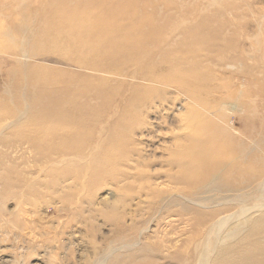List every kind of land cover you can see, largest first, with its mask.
Instances as JSON below:
<instances>
[{
  "label": "rangeland",
  "instance_id": "rangeland-1",
  "mask_svg": "<svg viewBox=\"0 0 264 264\" xmlns=\"http://www.w3.org/2000/svg\"><path fill=\"white\" fill-rule=\"evenodd\" d=\"M204 260L264 264V0H0V264Z\"/></svg>",
  "mask_w": 264,
  "mask_h": 264
},
{
  "label": "bare ground",
  "instance_id": "bare-ground-1",
  "mask_svg": "<svg viewBox=\"0 0 264 264\" xmlns=\"http://www.w3.org/2000/svg\"><path fill=\"white\" fill-rule=\"evenodd\" d=\"M240 197V196H239ZM260 205V204H259ZM258 207H262V206H258ZM243 216V215H242ZM241 216V217H242ZM228 217V216H227ZM226 217V218H227ZM240 218V217H239ZM223 221H224V218H223ZM217 222V221H216ZM227 223V222H226ZM218 226V228H220V230H222L224 227H225V224H223V222H219L218 224H217ZM216 242L217 241H211V240H208V242H207V244H209V246H210V250H211V248H212V250H213V248H215V245H216ZM206 255L208 256V252L206 253ZM204 259H205V257H204ZM202 264H206V261L204 260V261H202Z\"/></svg>",
  "mask_w": 264,
  "mask_h": 264
}]
</instances>
